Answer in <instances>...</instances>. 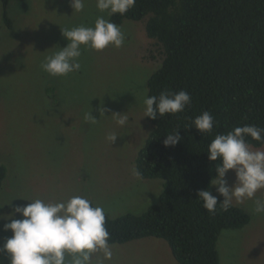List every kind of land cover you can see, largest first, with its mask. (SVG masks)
Wrapping results in <instances>:
<instances>
[{"label":"rangeland","instance_id":"obj_1","mask_svg":"<svg viewBox=\"0 0 264 264\" xmlns=\"http://www.w3.org/2000/svg\"><path fill=\"white\" fill-rule=\"evenodd\" d=\"M8 14L12 26L0 1V166L7 169L0 187V215L30 203L21 197L56 202L76 195L103 207L112 218L145 214L160 202L165 186L161 178L133 172L154 128L144 117L147 82L165 58L162 45L147 35L146 21L117 24L125 33L123 47L101 52L82 48L81 70L51 77L41 63L67 46L62 29L91 27L98 16H112L100 13L96 0H85L84 11L74 14L71 0H15ZM90 112L99 123L85 122ZM113 113H126V128L116 124ZM109 133L118 135L114 144L105 138ZM226 179L233 185L235 172L229 170ZM257 196L264 198V190ZM233 203L251 221L242 229L222 232L221 264H264V215L253 213L252 201ZM14 218L23 219L20 214ZM6 222L0 220V248L12 235L4 231ZM110 245L113 258L104 264H179L162 238ZM103 259V252L97 251L92 264ZM0 264H9L5 252H0Z\"/></svg>","mask_w":264,"mask_h":264},{"label":"trees","instance_id":"obj_2","mask_svg":"<svg viewBox=\"0 0 264 264\" xmlns=\"http://www.w3.org/2000/svg\"><path fill=\"white\" fill-rule=\"evenodd\" d=\"M0 1L12 26L8 8L15 0ZM125 20H145L147 35L164 50L162 66L148 79V96L184 90L191 104L177 115L149 118L154 128L138 153L136 171L142 178L165 180L164 190L143 215H106L109 243L157 237L168 242L179 264H221L222 232L242 229L251 217L234 203L227 211L218 203L210 214L197 193L209 190L217 175V162L206 152L216 134L244 125L264 128V0H136L124 16L111 18L115 24ZM204 111L217 122L211 136L186 129ZM176 130L181 141L165 147L166 135ZM6 175L1 165L0 187ZM211 192L218 196L214 186Z\"/></svg>","mask_w":264,"mask_h":264},{"label":"clouds","instance_id":"obj_3","mask_svg":"<svg viewBox=\"0 0 264 264\" xmlns=\"http://www.w3.org/2000/svg\"><path fill=\"white\" fill-rule=\"evenodd\" d=\"M135 4L136 0H96V8L108 17L117 14L124 16ZM71 7L73 14L83 12L85 0H71ZM62 32L68 41L67 46L46 56L41 63V69L51 77H65L81 70L82 48L101 52L110 46L121 48L126 40L122 28L104 15L96 18L94 26L79 25L62 29ZM190 104L191 96L184 90H164L159 96L145 95L144 117L155 120L166 115H177ZM102 116H105L104 109H101ZM111 116L116 118L115 122L121 128L128 125L126 113H113ZM84 120L91 124L100 121L92 112L85 113ZM216 123L213 114L204 111L186 129L195 127L202 134L211 136ZM117 137V134L109 133L105 138L114 144ZM246 137H251L264 147V128L256 125L237 126L226 134L218 133L208 144V159L217 162V175L211 180L209 190H200L197 195L203 202V208L210 214H215L218 203L227 211L234 201L237 204L252 201L253 213L264 215V198L257 196L260 190H264V150H253ZM181 139L176 130L166 135L164 145L176 146ZM229 170L235 172L233 185H229L226 179ZM133 172L139 175L135 169ZM212 186L223 197L222 202H218V196L212 194ZM21 198L30 203L17 205L6 216L0 215V220L9 221L4 223V231L12 233L0 248V252L7 254L9 264H92V256L97 251L103 252L104 258L98 264L112 260L110 233L103 207L95 206L91 200L79 195L56 202ZM16 199L5 205H11ZM17 214L23 219H15Z\"/></svg>","mask_w":264,"mask_h":264}]
</instances>
